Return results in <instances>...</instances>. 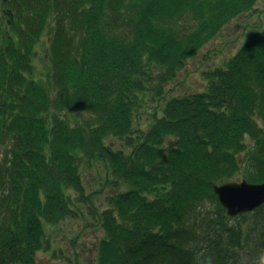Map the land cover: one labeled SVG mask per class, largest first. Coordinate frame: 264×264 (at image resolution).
I'll return each mask as SVG.
<instances>
[{"label": "trees", "instance_id": "1", "mask_svg": "<svg viewBox=\"0 0 264 264\" xmlns=\"http://www.w3.org/2000/svg\"><path fill=\"white\" fill-rule=\"evenodd\" d=\"M257 2L2 0L0 264H37L50 247L47 226L75 216L82 201L104 230L97 264H241L232 251L243 244L226 231L214 185L240 172L264 182V29L205 72V90L170 96L166 86ZM49 28L43 80L34 59ZM151 99L160 101L154 119L137 126ZM94 161L128 186L102 210L81 169ZM208 203L225 244L205 229Z\"/></svg>", "mask_w": 264, "mask_h": 264}, {"label": "rangeland", "instance_id": "2", "mask_svg": "<svg viewBox=\"0 0 264 264\" xmlns=\"http://www.w3.org/2000/svg\"><path fill=\"white\" fill-rule=\"evenodd\" d=\"M5 9L6 7L2 5V0H0V22L5 17ZM262 29H264V0H258L251 11L231 19L215 39L205 45L195 58L187 62L179 72L178 78L166 86L167 94L170 96L190 95L205 90L209 82L205 72L216 67L225 66L252 34ZM51 35V29L49 28L43 34L38 46L37 56L34 59L35 77L43 80H48L51 68L49 54ZM149 102L150 107L144 109L135 118L136 125L142 128H147L150 125V121L154 119L153 113L160 104V101L154 99ZM68 116V118H74L70 113H68ZM114 140L113 138L108 139L111 142ZM115 144L120 146V141L116 140ZM81 169L86 192L96 191L93 205L95 207L100 206L97 210H102L107 205V196L128 187L124 182L119 181L116 184L114 181L107 180L106 167L102 162H84L81 163ZM243 179L247 178L244 177V172H240L229 181H242ZM76 204L80 209L75 216H70L58 224L47 226L50 247L38 253L37 264H97V246L104 230L100 226L98 213L94 210L92 204L83 201ZM203 210L205 229L207 231L213 229L211 231L224 244L229 238L227 232H230L233 238L235 235L236 237L239 235L240 244L243 245L235 246L232 251L237 262L240 260L241 264H264V257L258 255L256 251V243H259L263 237L264 210L259 213H256L255 210L234 217L229 216L226 211L228 216L225 225L226 233L224 230H222L223 232L218 231V228H222V226L217 227L214 223H211V219L219 218L215 203L206 204ZM232 246L233 243H230L228 250L231 251Z\"/></svg>", "mask_w": 264, "mask_h": 264}, {"label": "water", "instance_id": "3", "mask_svg": "<svg viewBox=\"0 0 264 264\" xmlns=\"http://www.w3.org/2000/svg\"><path fill=\"white\" fill-rule=\"evenodd\" d=\"M214 189L231 217L253 212L264 205V182L228 181L215 184Z\"/></svg>", "mask_w": 264, "mask_h": 264}]
</instances>
